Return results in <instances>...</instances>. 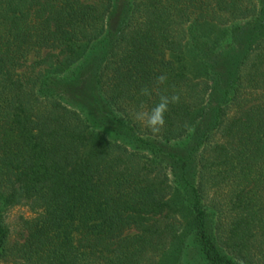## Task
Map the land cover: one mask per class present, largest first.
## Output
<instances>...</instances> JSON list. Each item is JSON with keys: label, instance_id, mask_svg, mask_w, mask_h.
<instances>
[{"label": "trees", "instance_id": "trees-1", "mask_svg": "<svg viewBox=\"0 0 264 264\" xmlns=\"http://www.w3.org/2000/svg\"><path fill=\"white\" fill-rule=\"evenodd\" d=\"M161 95L180 100L154 134L134 111ZM209 185L242 242L264 211V0H0V264H236Z\"/></svg>", "mask_w": 264, "mask_h": 264}, {"label": "rangeland", "instance_id": "rangeland-1", "mask_svg": "<svg viewBox=\"0 0 264 264\" xmlns=\"http://www.w3.org/2000/svg\"><path fill=\"white\" fill-rule=\"evenodd\" d=\"M183 57L185 60L184 63L188 67L191 75L197 74L199 68L193 57L187 52ZM230 192L231 187L229 185H222L221 187L208 186V191L204 200H206L207 206L210 210L214 212V218H211V223L213 226L215 225V228L217 229L214 230V232L216 234L218 233L223 241L227 238V246L235 250L230 253L228 258L235 260L236 264H264V211L262 212L261 217L256 219L250 226V230H246V235L243 236V241L240 242L235 239L236 237H233L238 234V230H231L236 221L235 218L237 213L232 208L233 199L230 196ZM259 205L261 208L264 207V194ZM31 217L32 215L26 207H15L8 210L5 222L9 226L12 240L20 238L21 220ZM241 231L242 230H239L240 233ZM230 232L233 234L231 235ZM228 237H230V239H228ZM237 250H240V253H236ZM188 253L191 252L188 251ZM193 255L194 254L191 253V257L189 256L188 260L191 259L192 264H202L197 256H194L197 257V259H194L193 261ZM173 262L172 253H167L160 263L173 264Z\"/></svg>", "mask_w": 264, "mask_h": 264}, {"label": "clouds", "instance_id": "clouds-1", "mask_svg": "<svg viewBox=\"0 0 264 264\" xmlns=\"http://www.w3.org/2000/svg\"><path fill=\"white\" fill-rule=\"evenodd\" d=\"M166 77L161 75L157 77L158 84H164ZM142 94L150 95V91L147 88L141 90ZM179 95H172L171 97L161 95L159 103H157L150 110L146 109L142 104L139 110L134 111V119L147 127L154 134L159 133L165 125L164 114L168 111L169 104L179 103Z\"/></svg>", "mask_w": 264, "mask_h": 264}]
</instances>
